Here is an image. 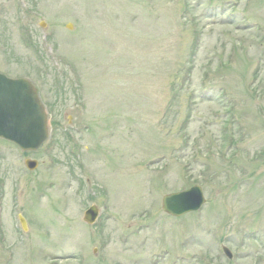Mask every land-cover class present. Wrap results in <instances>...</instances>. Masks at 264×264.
Returning <instances> with one entry per match:
<instances>
[{
  "label": "rangeland",
  "instance_id": "1",
  "mask_svg": "<svg viewBox=\"0 0 264 264\" xmlns=\"http://www.w3.org/2000/svg\"><path fill=\"white\" fill-rule=\"evenodd\" d=\"M0 71L50 127L0 138V264H264V0H0Z\"/></svg>",
  "mask_w": 264,
  "mask_h": 264
},
{
  "label": "water",
  "instance_id": "2",
  "mask_svg": "<svg viewBox=\"0 0 264 264\" xmlns=\"http://www.w3.org/2000/svg\"><path fill=\"white\" fill-rule=\"evenodd\" d=\"M45 23H42L44 25ZM0 136L19 144L23 149H37L47 137V115L36 88L26 78H11L0 72ZM30 169L38 165L34 159H26ZM206 201L200 185L168 193L163 197V210L172 215H181L198 210ZM99 208L90 206L84 220L93 223L97 219ZM23 228L28 229L27 221L20 215ZM226 254L232 257L228 247Z\"/></svg>",
  "mask_w": 264,
  "mask_h": 264
},
{
  "label": "bare ground",
  "instance_id": "3",
  "mask_svg": "<svg viewBox=\"0 0 264 264\" xmlns=\"http://www.w3.org/2000/svg\"><path fill=\"white\" fill-rule=\"evenodd\" d=\"M123 43H125V41H123L122 44H123ZM122 47H124V45H123ZM118 48H119V49L121 48V44L118 46ZM119 53L121 54L122 52L119 51Z\"/></svg>",
  "mask_w": 264,
  "mask_h": 264
}]
</instances>
